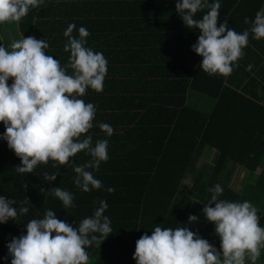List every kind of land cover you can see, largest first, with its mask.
I'll return each instance as SVG.
<instances>
[{
	"label": "trees",
	"instance_id": "1",
	"mask_svg": "<svg viewBox=\"0 0 264 264\" xmlns=\"http://www.w3.org/2000/svg\"><path fill=\"white\" fill-rule=\"evenodd\" d=\"M176 2L44 0L19 21L20 35L46 40L45 53L68 75H74L71 53L64 50L70 24L76 25L72 36L79 38V28L85 27V47L103 53L108 62L103 92L89 88L80 97L96 109L93 128L81 139L90 135L93 147L107 140L108 160L98 170L86 169L102 187L84 192L75 184L73 165L93 159L87 150L67 165L50 160L32 173H19L20 159L0 139V196L14 202L17 217L9 221L18 225L0 224V264H11L7 246L27 234L31 220L43 219L51 210L78 228L83 219L94 216L102 200L112 231L108 237L90 234L98 237L86 247L89 258L96 256L95 264H136V241L150 236L156 226L187 227L219 252L221 241L214 228L189 223V216H198L199 208L209 203V189L217 184L223 189L218 200L250 202L264 228V101L252 90L255 83L264 88V39L256 40L251 33L264 0H219L218 26L227 21L237 33L249 31L239 67L233 65L227 77L200 68L202 57L192 50L199 30L184 25ZM208 11L204 8L194 18L200 20ZM0 46L5 48L1 33ZM192 94L198 98L191 101L201 108L188 101ZM101 123L113 128L110 136L100 129ZM4 132L0 123V137ZM205 153L210 160L201 165ZM243 173L239 187H234ZM55 187L72 194L71 208L65 209L52 194ZM110 187L115 191L109 193ZM24 207L29 211L21 214ZM258 260L264 261V249Z\"/></svg>",
	"mask_w": 264,
	"mask_h": 264
},
{
	"label": "clouds",
	"instance_id": "2",
	"mask_svg": "<svg viewBox=\"0 0 264 264\" xmlns=\"http://www.w3.org/2000/svg\"><path fill=\"white\" fill-rule=\"evenodd\" d=\"M43 3L44 0H0V24L19 22L30 9ZM220 6L219 0L212 4L207 0H178L175 5L184 25L199 30L192 50L202 57L200 68L209 75L227 77L233 65L239 67L249 31L237 33L228 28L227 21L218 26ZM204 8L209 9L207 14L195 19ZM244 22H249L247 17ZM75 27L70 24L64 33L68 38L64 50L71 53L69 66L74 75L66 74L60 62L45 53L48 43L44 39L24 37L11 45V51L0 46V123L5 128L0 139L20 159L21 165L16 167L19 173H32L39 164L50 160L67 165L71 158L87 150L93 159L73 167L75 184L89 192L100 189L102 183L86 169L98 170L100 163L108 160V141L99 140L93 147L90 135L81 139L93 128L96 109L80 97L89 88L103 92L108 62L103 53L85 47L89 36L85 27L79 28V38L72 36ZM251 33L256 40L264 39V9L256 13ZM251 68L248 65L246 70ZM99 127L109 136L113 133L109 124L101 123ZM49 179L54 181L56 175ZM51 191L65 209L73 206L71 193L59 187ZM209 191L213 195L203 213L215 225L221 251L187 227L173 230L156 226L150 236L145 234L136 241V264H256L264 249V228L259 225L256 207L248 201L218 200L223 192L219 184ZM13 203L0 196V224L17 217ZM107 206L106 201H100L94 216L83 219L78 228L58 219L51 210L43 219L31 220L26 226L27 234L13 238L7 246L11 264H87L86 247L98 240L96 235L89 238L90 234L108 237L112 231L104 215ZM28 211L27 207L20 209L21 214ZM196 221V216H189V223Z\"/></svg>",
	"mask_w": 264,
	"mask_h": 264
},
{
	"label": "rangeland",
	"instance_id": "3",
	"mask_svg": "<svg viewBox=\"0 0 264 264\" xmlns=\"http://www.w3.org/2000/svg\"><path fill=\"white\" fill-rule=\"evenodd\" d=\"M18 23L19 22H8V23L0 24V33H1L2 38L4 40L5 49L8 50V51L12 50L11 45L14 42H17V41L22 40L24 38L23 36L20 35V32L18 30ZM193 97L198 98L197 96H194L192 94V95H190V97H188V101H190V103L193 104L194 106L201 108L202 104L193 103L191 101V98H193ZM207 155L208 154L205 153L204 156L201 158V160H200L201 165H202V163L204 162V160L206 158H208V160H210V157L207 156ZM239 182H240V180L239 181H233L234 187L238 188L239 187V185H238ZM186 187H187V185H186ZM198 213H199V215L196 216L197 217L196 223L197 224H202V225H207L208 228H214V230H215V225L213 223H210L204 217L205 215L203 213V208H199V212ZM214 232L216 233V231H214ZM95 260H96V256H91L88 259L87 264H95ZM247 264H251V262L248 261ZM256 264H264V261L263 260L262 261L257 260Z\"/></svg>",
	"mask_w": 264,
	"mask_h": 264
},
{
	"label": "crops",
	"instance_id": "4",
	"mask_svg": "<svg viewBox=\"0 0 264 264\" xmlns=\"http://www.w3.org/2000/svg\"><path fill=\"white\" fill-rule=\"evenodd\" d=\"M251 46V45H250ZM252 47V46H251ZM264 47V46H263ZM252 90H255L257 93H256V96L260 99V100H262V101H264V88L262 89L259 85H256V83H255V85H253V88H252ZM237 177V176H236ZM240 177V178H239ZM238 177V179H235L234 181H239V180H241V178H244V173L243 174H241L240 176Z\"/></svg>",
	"mask_w": 264,
	"mask_h": 264
},
{
	"label": "water",
	"instance_id": "5",
	"mask_svg": "<svg viewBox=\"0 0 264 264\" xmlns=\"http://www.w3.org/2000/svg\"><path fill=\"white\" fill-rule=\"evenodd\" d=\"M6 224L10 225V226H14V227H17L18 225L14 222H11V221H7Z\"/></svg>",
	"mask_w": 264,
	"mask_h": 264
}]
</instances>
